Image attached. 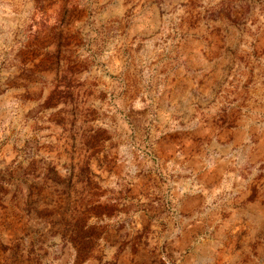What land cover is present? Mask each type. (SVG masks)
I'll list each match as a JSON object with an SVG mask.
<instances>
[{"label": "rangeland", "instance_id": "obj_1", "mask_svg": "<svg viewBox=\"0 0 264 264\" xmlns=\"http://www.w3.org/2000/svg\"><path fill=\"white\" fill-rule=\"evenodd\" d=\"M0 264H264V0H0Z\"/></svg>", "mask_w": 264, "mask_h": 264}]
</instances>
